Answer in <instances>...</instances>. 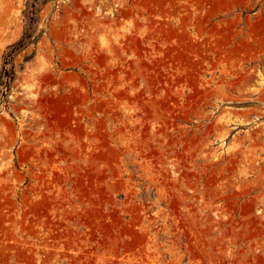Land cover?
Returning a JSON list of instances; mask_svg holds the SVG:
<instances>
[{
  "label": "rangeland",
  "instance_id": "1",
  "mask_svg": "<svg viewBox=\"0 0 264 264\" xmlns=\"http://www.w3.org/2000/svg\"><path fill=\"white\" fill-rule=\"evenodd\" d=\"M11 4L0 264H264V0Z\"/></svg>",
  "mask_w": 264,
  "mask_h": 264
},
{
  "label": "bare ground",
  "instance_id": "2",
  "mask_svg": "<svg viewBox=\"0 0 264 264\" xmlns=\"http://www.w3.org/2000/svg\"><path fill=\"white\" fill-rule=\"evenodd\" d=\"M11 3H12V0H10V7L8 9H4L3 14L1 13L0 24H3L4 22H6V19L9 18L8 17V14H9L8 12L13 10V6H12ZM4 14H6V16H3ZM252 71H250V72L248 71L245 74V76H246L245 80L248 82L247 83V87H250L252 89L251 90L242 89L241 90L242 94H239L240 98L233 97V98H231L232 102H234L236 104H240V105L241 104L242 105L257 104L258 106H264V73H260V72H257V71H253L252 72ZM242 73H244V72H242ZM256 75L258 76L257 78L259 80V84H254L255 82L253 83V79L256 78ZM252 115H254L255 119H259V121L260 120H264V110H260L259 108L254 109V110H252ZM249 117H250V114L246 113L244 121L243 122H238V123H236V125H244V124H246L248 126L249 125H253V124L255 125L256 122L255 123L251 122ZM249 134L251 136L250 137L251 143H250V145H248V147L246 149V155L249 157L250 161L253 163L252 166H254L256 160L259 161L260 158H261V157L256 158V150L258 148H261V150L264 151V127L263 126L256 127L251 132H249ZM241 140L242 139L239 136H237L235 138V141H236V145H235V148H234L235 156L237 154H240L241 151H242V145L244 143H242ZM236 162H238V161H236ZM238 172H239V170H238Z\"/></svg>",
  "mask_w": 264,
  "mask_h": 264
}]
</instances>
